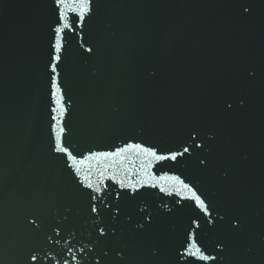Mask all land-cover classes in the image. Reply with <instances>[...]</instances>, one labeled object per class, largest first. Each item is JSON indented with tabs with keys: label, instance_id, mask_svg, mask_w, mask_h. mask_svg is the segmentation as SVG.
<instances>
[{
	"label": "water",
	"instance_id": "obj_1",
	"mask_svg": "<svg viewBox=\"0 0 264 264\" xmlns=\"http://www.w3.org/2000/svg\"><path fill=\"white\" fill-rule=\"evenodd\" d=\"M69 16L60 117L54 0H0V264H264V0H93L82 28ZM128 143L191 155L153 161L155 186L135 153L107 171L90 158ZM173 175L211 216L160 191ZM191 232L215 261L177 259Z\"/></svg>",
	"mask_w": 264,
	"mask_h": 264
},
{
	"label": "snow or ice",
	"instance_id": "obj_2",
	"mask_svg": "<svg viewBox=\"0 0 264 264\" xmlns=\"http://www.w3.org/2000/svg\"><path fill=\"white\" fill-rule=\"evenodd\" d=\"M92 4L93 0H54L55 9L57 11V24L54 28L55 38L53 43V55L52 62L50 64V71L53 73L51 79V88H52V96L55 98L56 108L53 109L54 112H57L60 117H63L65 114V107L62 102V89L59 85L58 79V64L62 60V53L64 52V33L67 31H75L76 29L72 27V21L69 16V13L74 14L78 19L75 21L77 28H82L84 26V21L87 17L90 16L92 12ZM247 11V9H246ZM87 51L91 52L92 49L88 48ZM228 107H231L229 104ZM53 119L57 121V124L54 126V131L56 132L55 136V151L64 153L67 157L72 161L73 167L76 168L77 172L80 171L78 164L83 163V161H78L77 157L69 151L68 148L63 146L62 143V135L64 133V128L60 126V121L56 116H53ZM196 148H202L203 145L195 144ZM135 153L138 157H143L141 163V169L144 173V179L138 181L142 186H155L154 184L149 185V181L155 180L150 171L153 167V161L163 162L167 160L176 161L178 157L184 156L185 153L191 155L189 147L185 146L182 151H174L169 152L167 154H158L156 150L145 147L144 145L138 143H128L124 147L116 150L115 152H99V153H91L90 158L96 159L97 161L111 160L112 163L106 165L105 171L108 169H114L119 166V163L123 162L127 158L126 154ZM201 164H206L204 159H201ZM115 179V176L111 177ZM87 179V178H86ZM103 179V173H101V180ZM160 180L165 181L167 187L164 185L160 186V191L169 192V189L174 190V192L181 196L183 199L191 200L194 205L199 208L205 215L211 216V212L209 211V207L206 204L205 200L201 197L200 194L188 183H185L179 176H163L159 177ZM123 186V181H120ZM89 188H93L94 191L99 193L101 191L99 183L94 187L91 183L88 184ZM130 188H134L135 185H129ZM95 199V197H93ZM93 212H96L97 209L95 206L92 208ZM211 222V221H210ZM196 227H199V223L194 222ZM239 221L234 225L235 228H239ZM100 234L104 235V230L100 229ZM183 251L177 250V259H183L184 257L192 258L193 261H215L217 259L216 256L207 254L205 250H203L196 242H195V233L191 232L188 235L187 240L184 245H182ZM223 246H221V249ZM32 261L37 260L36 255L31 256ZM67 264V261H65Z\"/></svg>",
	"mask_w": 264,
	"mask_h": 264
}]
</instances>
